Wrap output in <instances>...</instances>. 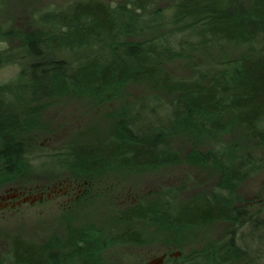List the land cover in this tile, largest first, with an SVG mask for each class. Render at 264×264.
Listing matches in <instances>:
<instances>
[{
    "label": "trees",
    "instance_id": "trees-1",
    "mask_svg": "<svg viewBox=\"0 0 264 264\" xmlns=\"http://www.w3.org/2000/svg\"><path fill=\"white\" fill-rule=\"evenodd\" d=\"M151 2L71 0L38 11L35 29L20 33L14 48L3 47L16 33L0 23V71L20 67L0 80V189L37 171L80 178L192 162L216 169L220 181L203 203L166 189L155 203L118 208L122 228L110 236L100 227H70L62 241L45 243L10 235L0 264H102L104 248L141 242L137 222L169 230L228 224L220 237L164 264H264V216L238 195L245 179L264 171V154L223 139L233 125L245 140L264 144V0H172L155 8ZM228 45L243 50L197 64L189 75H156L165 63ZM144 78H152L151 95L121 106L115 134L51 149L30 135L50 101L103 99ZM177 138L196 148L183 155Z\"/></svg>",
    "mask_w": 264,
    "mask_h": 264
},
{
    "label": "rangeland",
    "instance_id": "rangeland-1",
    "mask_svg": "<svg viewBox=\"0 0 264 264\" xmlns=\"http://www.w3.org/2000/svg\"><path fill=\"white\" fill-rule=\"evenodd\" d=\"M68 1L71 0H0V23L16 33L8 38L3 47L14 48L20 45L19 34L35 29L34 16L38 11L56 9ZM105 1L111 4L125 2ZM171 1L152 0L151 7H166ZM242 50L237 45H228L221 52L197 53L191 58H178L156 68V75H189L197 64L208 59L232 58ZM16 68L20 67L7 66L2 69L0 80L13 77ZM152 85V78H144L124 85L103 99H77L65 95L56 98L44 107L39 124L30 130V135L37 141L36 145L49 149L58 148L70 141H90L113 135L117 131L116 123L121 106L125 103H143L151 95ZM24 135L29 139V130ZM223 139L228 143H238L241 151L264 154V144L245 140L243 131L233 125L227 128ZM174 145L183 155L196 148L194 142H189L187 138L175 139ZM19 177L9 186L2 187L0 195L10 187L32 194L41 189L45 191L41 199L35 197L38 195L35 194L16 205L0 204V260L9 251L10 235L17 234L45 243L53 237L62 236L67 226L75 225L100 227L110 236L122 228V224L115 218L118 208L140 201L155 203L166 189L172 190L179 199H194L203 203L221 179L216 169L194 162L139 173L108 170L78 178L70 173L55 175L37 171L34 176L24 174ZM64 180L74 182L75 188L70 196L62 195L63 188L54 192L48 189ZM238 195L242 206L264 216V171L245 179L238 188ZM8 198H12V195ZM227 226L225 222H210L197 228L169 230L137 222L134 228L141 234V242L104 248L101 263L147 264L149 260L164 253L178 258L220 237Z\"/></svg>",
    "mask_w": 264,
    "mask_h": 264
},
{
    "label": "flooded vegetation",
    "instance_id": "flooded-vegetation-1",
    "mask_svg": "<svg viewBox=\"0 0 264 264\" xmlns=\"http://www.w3.org/2000/svg\"><path fill=\"white\" fill-rule=\"evenodd\" d=\"M73 183L74 182H71L70 180H64L62 182H58V184L52 185L48 189L54 192V190L57 191V190L63 188L62 195L68 197V196H70V194H72L71 193L72 189L75 188L73 186ZM76 187H77V185H76ZM44 191H45L44 189H41V190H37L35 193L32 194L31 192H28V191L20 189V188L10 187V188L3 190L4 193L0 195V204H2L3 206H7L8 204H10V205L15 204L16 205V204H18L19 201H24V198H31L32 196H35V194L42 196L44 194ZM9 195H12V198L9 199L8 198ZM70 227L82 228V226H75V225L67 226L65 228L64 232L62 233V236H59L61 241L66 237V231ZM92 228L96 229V227H94V226L88 227L86 229H92ZM86 231H88L89 233L92 232L91 230H86ZM165 255H166V257L164 259V262L167 258H176L175 256L174 257L171 256L170 254H165ZM151 260H153V259H151ZM151 260H149V261H151Z\"/></svg>",
    "mask_w": 264,
    "mask_h": 264
},
{
    "label": "water",
    "instance_id": "water-1",
    "mask_svg": "<svg viewBox=\"0 0 264 264\" xmlns=\"http://www.w3.org/2000/svg\"><path fill=\"white\" fill-rule=\"evenodd\" d=\"M35 197L41 199V196H40V195H37V196H35ZM35 199H36V198H35ZM26 200H29V198H24V201H26ZM165 257H166V255L163 254V255H161V256H159V257H156L155 259L149 261L147 264H163V263H164V259H165Z\"/></svg>",
    "mask_w": 264,
    "mask_h": 264
}]
</instances>
